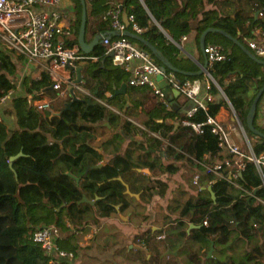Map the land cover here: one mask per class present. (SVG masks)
Wrapping results in <instances>:
<instances>
[{"label":"trees","instance_id":"1","mask_svg":"<svg viewBox=\"0 0 264 264\" xmlns=\"http://www.w3.org/2000/svg\"><path fill=\"white\" fill-rule=\"evenodd\" d=\"M217 1L221 0H85L86 33L90 34L92 40L99 33L113 32L108 12L118 9L123 21L122 11L125 9L127 15H133L134 21L144 29L141 36L159 49L175 67H178V48L173 43L166 44V39L152 19L174 41L192 32L196 33L198 39L204 30L216 28L225 31L248 49L244 38H253L255 28L264 31V0H249L232 16L222 15L215 8ZM71 2L74 18L68 22L71 36L64 38L67 45L77 44L81 19L80 1ZM201 5L204 8L197 11ZM182 18L188 19L177 23ZM129 39L149 51L142 43ZM206 44L220 46L225 55L226 59L216 63L209 72L247 129L246 116L250 105L264 84V65L252 60L239 45L219 33H208ZM9 51L0 46V105L1 99L9 91L14 92L9 98V106L0 114V264H47L45 250L32 240V233L48 226L59 230L56 241L59 248L77 252L81 247L74 230L83 228L86 231L90 220L97 223V218L110 217L116 213V206L119 212H123L131 205V199H135L131 193L139 194L141 200L147 202L155 193L160 196L165 193L167 180L162 181V175H174L179 167H187L193 172L203 171L193 159L203 161L204 155H207L209 160L205 162L211 163L227 156L208 127L202 134H196L189 127L180 125V121L187 117L174 110L169 102L167 106L157 104L143 123L147 129L167 140L169 145H165L160 140L148 137L140 127L97 101L109 105L114 103L121 113L129 117L125 96H113L114 91L127 82L128 74L112 65L102 44L97 45L90 54L97 57V61H90L86 69L92 80L87 87L90 93L96 91V99L78 95L79 100L72 102L70 107L61 105L56 109L61 115L51 118L48 112H37L28 101L29 95L50 85L46 72L36 67L31 69L32 72L40 71L37 76H32L26 70L22 78L23 92L16 94L14 78L19 76L21 66L17 65ZM21 58L18 56L17 60ZM153 58L161 64L156 57ZM174 74L178 78L182 76ZM192 78L197 77L186 79ZM128 88L135 90L138 87ZM210 92L214 100L209 103L208 113L216 115L225 100L217 101L216 87L212 86ZM87 99H91L90 104ZM263 100L264 92L257 103L256 113ZM107 117L110 126L121 131L114 132L99 147L106 150L111 145L112 150L119 151V154L104 166L90 169L89 166L102 160V154L94 148L93 142L97 126L105 123ZM6 118L11 120L10 126ZM205 118L206 112L198 109L188 119L201 122ZM255 118L254 127L264 133V129L256 126ZM139 136L143 143L129 141ZM247 138L253 142L252 149L256 155L264 152V139L256 135H253V140ZM260 140L262 143H258ZM133 144L135 148H131ZM20 151L23 154L10 161V157ZM176 162L180 163L179 167L175 165ZM133 168L148 169L153 177L149 179L146 174ZM69 174L78 177L79 181L76 182ZM212 177L201 172L199 184L193 186L199 190L196 195L189 193L185 185H180L174 191L173 204L167 207L175 217L165 215L159 231L147 228L134 235L133 243L145 248L153 247L159 257L166 249V240H157L158 232H165L169 241L174 238L206 245L212 242L218 253L229 243L235 245L242 241L246 248L248 246L242 259L235 261L231 256L212 257L208 262L264 264V204L259 201H264V189L255 167L248 164L237 178L241 188L255 197L222 179H216L211 184L212 197L207 188L200 189L206 187ZM156 187H159L158 191L152 190ZM83 196L89 200L97 199L92 205L80 202ZM205 219L207 226L203 225ZM189 224L195 227L187 231ZM228 259L230 261L227 263ZM197 261L201 264L199 259ZM166 264L177 262L168 259Z\"/></svg>","mask_w":264,"mask_h":264},{"label":"built area","instance_id":"2","mask_svg":"<svg viewBox=\"0 0 264 264\" xmlns=\"http://www.w3.org/2000/svg\"><path fill=\"white\" fill-rule=\"evenodd\" d=\"M63 2L64 0H0V46L23 57L27 65L41 67L50 80V85L47 88H42L28 96L31 106L41 114L56 111L58 106L62 105L63 100L72 96L73 93L93 98L88 90H85L80 83L75 82L74 72L81 62H95L98 58L85 54L78 43L71 45L65 43L64 38L71 36V27L68 24L70 20L68 10L60 8ZM35 8L49 9L35 12ZM108 15L112 19L113 32H117L119 35L111 34L104 38L101 44L105 47L106 54H112L110 56L112 65L123 69L128 74L127 85L150 89L160 103L167 106L168 100L159 86L157 77L165 79L172 90H177L179 94L194 103L187 110L185 114L187 118L182 119L180 125L189 127L196 134H202L208 127L210 132L216 136L218 146L226 153L227 156L223 160L211 163L205 162V160H209L207 155H204L203 161L192 158L196 164L203 168L202 173L213 176L207 181V185L210 187L216 179H222L228 181L234 188L243 190L237 183V178L241 176L248 164H252L261 179V187L264 189V152L256 155L247 136L241 130L247 148L244 151V147L233 141L231 126L229 127L216 115L208 113L209 103L214 100V95L210 92L211 87L215 86L220 91L209 70L216 63L226 59L221 47L215 44H205L203 53L207 61L205 72L207 78L204 83L198 78L179 81L173 71L156 63L149 51L138 47L129 37L122 35V32L128 30L129 26L134 34L141 35L144 31L134 21L133 15H127L128 27L120 20L118 9L110 10ZM253 33L255 35L253 38L246 39L248 49L256 57L262 58L264 57V31L255 28ZM162 34L166 39V44L173 43L164 30ZM13 93V91H9L1 99V102L9 99ZM223 99L228 103L224 94ZM96 100L104 104V102ZM198 109L206 112L205 120L201 122L189 120L188 118L192 117ZM139 127L148 137L169 145L168 141L164 140L157 132L151 131L143 125H139ZM200 176L201 174L194 175L193 184L195 186L199 184ZM245 192L251 197H255L251 192ZM259 201L264 204V201ZM203 225H208L207 219L203 221ZM59 235V230L54 226L42 227L32 233V240L45 250L47 264H58L70 261L75 257L72 251L58 247L56 241ZM164 237V232L157 236L158 239Z\"/></svg>","mask_w":264,"mask_h":264},{"label":"crops","instance_id":"3","mask_svg":"<svg viewBox=\"0 0 264 264\" xmlns=\"http://www.w3.org/2000/svg\"><path fill=\"white\" fill-rule=\"evenodd\" d=\"M248 1L249 0H221V1H217L215 3V8L222 15H231L232 16L234 11H238L239 9L244 7L243 5H245V3L248 2ZM234 3H236V6H233ZM60 8L68 10V14H69V19L70 20L74 18V11H73L72 3L69 4V3H66L64 1ZM203 8H204V6L201 5V6H199L197 8V11H200ZM41 9H49V8H35L34 11L38 12ZM187 19L188 18L179 19L177 21V23L180 24V23H182L183 21H185ZM128 30L132 32L131 29L128 28ZM164 31H165V33L168 36H170L166 30H164ZM183 37H185V39H183ZM170 38H171V36H170ZM85 39H86L87 42L92 41L90 39V34H88V33L85 34ZM199 39H200V37L198 39H196V33L195 32H192V33H189V34H187L185 36L180 37L178 39V41H174L172 39L173 44L178 48V54H177L176 59L178 61V67L177 68H179V70H182V71H185V72L196 73V72H199L200 70L203 69V64H204L206 59H205L204 53L200 49ZM246 39H248V38H244L245 41H246ZM87 65H88V62H81L76 68H78V67L81 68V71H80V80H81L80 84H81V86L85 90L89 91L87 85H90L92 80H91V78L89 77V75H88V73L86 71ZM37 75H38V73H37ZM74 75L77 78V72L76 71L74 72ZM188 77L189 76L182 75V76H179V78L177 77V79L179 81H182V80H185ZM195 77H197L198 79L202 80V82L204 83V80H206L207 75L205 73H203V74L195 76ZM128 87L129 86L127 85L126 92L124 94H121V95L125 96L126 107H127L126 110L129 113V117H127L126 115L121 113L114 103L112 105H109V104L105 105V103H104V105L109 110L115 112L116 114H119L124 119L129 120L134 125L139 127V125H143L144 121L148 118L147 114L151 111V109H153L154 107H157V104H159L160 101H159L158 98H156V97H154L152 95L151 90L148 89V88H145V87L139 88L138 87L135 90L134 89L133 90H129ZM218 87H219V85H218ZM172 91H173V97H172L171 101H168L170 106L174 110H178L179 114H184V112L190 106L189 105V100L187 98H185L183 95L176 94L174 92V90H172ZM202 92H205V91L202 90ZM218 92L219 91L217 89V93ZM91 94H92V97L94 98V95L96 94V91H94ZM78 95H83V94L77 93L76 96L79 97ZM71 99H72V96H68V98L63 100L62 105H64L67 102L71 101ZM216 116L218 118H220L221 120H223L229 127L231 126V128H232L231 129V134H232L233 141L236 142L241 147H243L242 144H243L244 139H243V137L241 135V132L239 130V127H238L237 123H235L233 121V111H232L231 107L229 106V104L226 101H225L224 104H222L220 106L219 110L216 113ZM256 116H257L256 119L258 120V123L260 125L264 126V100H263L262 104L260 105V107H259V109H258V111L256 113ZM107 121L109 123V119H107ZM156 121L157 122H162L161 119H156ZM168 122H170V121L168 120ZM103 127H105V128L107 127L106 128L107 130H106V132L104 131V132L97 133V139L99 140V143L97 145L94 144L95 147L96 148H101L103 153H107V154L116 153L118 155L119 151L112 150V146L111 145L106 147V150H104L102 147H99V145L101 143H103V142L108 140V135L109 136L112 135L114 132H117L116 130L118 129V128L114 129L113 127L110 126V124H109V127L108 126H103ZM117 133H120V132H117ZM129 141H137L139 144L143 143L142 139H141V141L140 140L138 141V140H136V138H131V139H129ZM124 147H126V146H124ZM135 147L136 146L134 144L131 146V148H135ZM150 151H153V150L150 149ZM99 153H101V152H99ZM120 153H121V151H120ZM177 163L178 162H176L175 165L179 167V164H177ZM133 170H135L136 172H140V173L142 172V173L146 174L148 177L151 176L148 169H147L148 172H145L144 171L145 169H140V168H133ZM178 173H179V169L176 171V173H174V175H176ZM186 184L189 186L188 182ZM202 187H204V186H202ZM202 187H200V189ZM208 187L209 186L206 185V187H204V188H208ZM130 195L131 196H133V195L136 196L135 193H131ZM129 207H131L132 209L128 211L127 216L131 214L133 216V218H135V217L138 218V219H139V217L141 218L142 214L139 215L140 212L135 210V207H133L132 204ZM120 213L121 212H119V207L116 206V213L115 214H120ZM110 218H112V217L103 218V219H110ZM124 221L127 222V223L122 222V224H127V225L131 224V222L127 221V217H126V220H124ZM136 225L143 226L144 229L142 231L146 230L147 228H151L152 231H159L162 228V223L158 227V226H155V225H150V223H148L146 220H144V221L141 220V221H139V224H134L133 226L130 225L131 231L126 232L124 234L125 238L128 240L126 242V250H125V252L127 251V249L128 250H135L136 252L141 250L142 252H139L138 254H136L134 256L131 255L130 257L127 258L128 261L137 260L138 262H140L142 264H166L168 259H173L174 261L177 262V264H186V262L183 261V259L181 258V255L179 253L186 246V244H187L186 241H181V242H179V245L176 246V242L175 241L178 242L177 239L172 238V240L169 241V239L167 240V235L163 239H158L157 236L162 233V232H158L157 236H156V239L157 240H166V249L158 257V255L155 253L153 247L145 248V247L137 245L136 243H133L134 235L137 234V233H140L139 231H137L138 226H136ZM189 226H190V224H189ZM189 226H188L187 231L190 229ZM191 228H194V227H191ZM87 229L85 231L83 228H79L76 231H74V233L76 232L75 235L77 237L79 246H81V242L79 241V237L81 235L84 234V236H89V237H90V235H92L91 232L88 233L89 231ZM164 234H165V232H164ZM183 242L185 243L184 246H183ZM117 245H118V247L117 246L115 247L116 250L114 251V253H117V255L119 253L123 254L122 252H124L125 246L123 244L121 245L120 243H118ZM174 246H176V247H174ZM210 246H211V242L208 245L203 244V246H201L196 251H193V250L188 251L185 254V260H188L190 263H187V264H199L197 259H199V262H201V264H210L208 262V260L211 259L212 257H215L214 256V252H215L214 245H213V251L211 252V254H208V250L210 249ZM192 253H196V254H192ZM112 261H114L113 258H112ZM229 261H230V259L227 260V263Z\"/></svg>","mask_w":264,"mask_h":264},{"label":"rangeland","instance_id":"4","mask_svg":"<svg viewBox=\"0 0 264 264\" xmlns=\"http://www.w3.org/2000/svg\"><path fill=\"white\" fill-rule=\"evenodd\" d=\"M66 3H72L71 0H64ZM137 44L138 47H140L138 45L137 42H135ZM10 54L13 56V58H15L17 65L21 66V71L19 76L15 77L14 80L16 82V94H22L23 92V88H22V78L24 76V72L30 71L29 74L32 76H36V74L40 71L39 70H35V73L32 72L36 67H39L37 65H27L26 60L22 57L20 59V61H18V55H16V53L14 51H9ZM21 57V56H20ZM262 60H264V57L260 58ZM26 67V69H25ZM40 68V67H39ZM174 92L176 94H179V92L177 90H174ZM9 106V99H7L6 101H4L1 105H0V114H2V112H4L5 108ZM257 118V116H256ZM255 118V123L256 126L259 128L264 129L263 125H260L258 123V120ZM7 123H9L10 126V122L11 120L6 118ZM239 127V126H238ZM107 128V127H106ZM105 127H100L97 126V131H96V137L94 139V144L97 145L99 143V140L97 139V133L99 132H106ZM244 128V127H243ZM248 129V128H247ZM244 128V131L246 133V136H248L251 140H253V134L249 129L247 130ZM239 130L241 132L242 135V131L241 128L239 127ZM117 132H120V128H118L116 130ZM252 134V135H251ZM112 136V135H110ZM108 135V139H110V137ZM243 136V135H242ZM141 136L136 137V140H140L141 141ZM143 140V139H142ZM243 147H244V151L247 150L246 148V143L245 141H243ZM177 164H180L179 162ZM201 170L199 171H195L193 172L192 170H190L187 167H180L179 168V173L176 175H162L160 178L162 181L167 180V188L165 193L160 196L158 194L155 193V195L153 196L152 199H149L147 202L144 200H141L140 195L136 194L135 199H131V203L133 207H135V210L139 211V215H141V218H133V216L130 214L127 216L128 211L131 210L132 208L129 207L126 210H124L123 212H121L120 214H112L110 217V219H103V218H97V223L93 224V221L90 220L89 221V225H87V230L89 231L88 233L91 232L92 235L89 236H84L81 235L79 237V241L81 242V249L77 250V252H73L75 257L74 259L70 260V261H63L60 262L58 264H142L140 262H138L137 260H131L128 261L127 258L130 257L131 255H136L139 252H142L141 250L139 251H135V250H128L125 252L126 250V242L128 241L124 234L126 232L131 231V226H133L134 224H139V221H144L146 220L148 223H150V225H155V226H160L163 220V217L167 214H170V210L167 208L169 205L173 204V199L175 198V194L174 191L180 186V185H184L188 182L189 187L192 188L193 190H197L194 184H193V177L195 174H201ZM152 178V176H151ZM150 179V177H149ZM156 185V184H155ZM159 187H156V189H152V190H156L158 191ZM172 217H175L174 214H170ZM127 217V221L131 222L130 225L127 224H122V222H125L124 220H126ZM145 217V219H143ZM141 219V220H140ZM127 223V222H125ZM149 225V226H150ZM138 226V225H136ZM118 228V229H117ZM144 229L143 226H138L137 231L142 232V230ZM77 229H75L74 231H76ZM119 230V231H118ZM122 230V231H121ZM128 230V231H127ZM76 233V232H75ZM166 236V234H165ZM171 239V238H170ZM176 242V246L179 245V242H181L178 239V242ZM118 243H120L121 245L123 244L125 246L124 248V252H122L123 254L119 253L117 255V253H114V251L116 250V246L118 247ZM181 244V243H180ZM185 245V243L183 242V246ZM174 246V247H176ZM201 246H203L202 243H197V242H187L186 246L179 252L181 255V258L183 259V261L187 263H190L188 260H185V254L190 251H196L198 250ZM130 247V246H129ZM223 251L221 253L218 252H214V256L217 258H225L226 256H231L233 257V259L235 261H238L240 259H242L245 256V250L248 249V246L246 248L245 243L240 241L235 245H232L229 243L228 246H224L222 247ZM112 258L114 259V261H112Z\"/></svg>","mask_w":264,"mask_h":264},{"label":"water","instance_id":"5","mask_svg":"<svg viewBox=\"0 0 264 264\" xmlns=\"http://www.w3.org/2000/svg\"><path fill=\"white\" fill-rule=\"evenodd\" d=\"M79 1H80V4H81V19H80V26H79V29H78L77 43H78L80 49L85 54L90 55L93 52L94 48L97 45H99V44L102 43V40L104 38L109 37L111 34L119 35V33H117V32H110V31L102 32V33H99V34L95 35L94 38L92 39V41L87 42L86 39H85L86 25H87V9H86V3H85V0H79ZM255 15L257 16L258 13L256 12ZM122 19H123V22L128 27L129 26V22L127 20V13H126L125 9L122 11ZM152 20L155 23V25L161 31H163L162 28L160 27V25L158 23H156V21L154 19H152ZM208 33H219V34L225 36L226 38L230 39L232 42H234L237 45H239L242 48V50L252 60H254L255 62H257V63H259L261 65H264V60L256 57L249 49H247L244 45L240 44V42L237 39L233 38L232 36H230L225 31L220 30V29H216V28H208V29L204 30L201 33L200 39H199V44H200V49H201L202 52H203L204 47H205V44H206L205 41H206V36H207ZM122 35H124L126 37H129V38H132V39L137 40L138 42L142 43L144 46H146L148 48V50L152 53V55L154 57H156L161 62L162 65H164L167 69H169V70H171V71H173L175 73H179V74L186 75V76H189V77H195V76L201 75V74H203V73L206 72V68H207V61L206 60H205V62L203 64V69L200 70L199 72H196V73H193V72H185V71L179 70V68L175 67L162 54V52L159 49H157L150 42H148L147 40H145L141 35L134 34V33H132L129 30H125L124 32H122ZM111 55L112 54H109V56H111ZM80 71H81V68L80 67L76 68V72H77V78L75 80L76 83H80V81H81L80 80ZM157 80L159 82L160 88L163 90V93H164L166 99L168 101H171V99L173 97V91L169 87L167 81L165 79H162L161 77H157ZM126 89H127V82L122 83L120 85V87L114 91L113 96L124 94L126 92ZM222 92H223V90L220 89V91L217 93V95H216L217 101L223 99L224 92H223V94H222ZM263 92H264V84L262 85V87L256 93V95H255V97H254V99H253V101H252V103L250 105V108H249V111L247 113V116H246V125H247V128L253 134H255L256 136H258V137H260L262 139H264V133L254 127V118H255V114H256L257 103H258V101H259V99H260V97H261V95H262ZM224 96H225V94H224ZM79 99L80 98L77 97L75 93H73L72 94L71 101L67 102L66 103V106L67 107H70V105L72 104V102L77 101ZM87 103L90 104L91 103V99H87ZM228 104H229V106L231 107V109L233 111V121L235 123H237V125L245 133L244 128H243V125H242L241 121L239 120L237 114L235 113V111H234V109H233V107H232V105L230 104L229 101H228ZM189 105H190L189 108L191 106H193L194 105L193 101L189 100ZM187 110L184 112V114H186ZM60 115H61V112H57V111H50L49 112V117L50 118L52 116H60ZM107 119H109V117H107ZM99 126L100 127H102V126H108L109 127V123L107 121V122H105V124L103 123V124H101ZM245 135H246V133H245ZM250 143H251V145L253 144V142H250ZM258 143H262V141L260 140ZM94 148L98 152H101L102 153V161H100L98 164L89 166L88 168H90V169L91 168H100V167L104 166L105 164H107L111 159H113V158H115L117 156L116 153H114V154H107V153H103L101 148H96V147H94ZM22 154H23L22 151H20L17 155L11 156L10 157V161H13L14 159H16L17 157L21 156ZM10 166H11V163H10ZM144 171L145 172H148L147 169H145ZM69 175L71 177H73L71 174H69ZM73 178L76 180V182L79 181V178L78 177H73ZM185 188H186V190L189 193H192L194 195L198 194V192H199V190H193L187 184H185ZM201 189L203 190L205 188L202 187ZM207 189L211 192V187H208ZM211 195H212V197H214L212 192H211ZM95 200H89L85 196H83L80 202H87V203H90V204L93 205ZM191 227H195V226L193 224H190L189 228H191ZM212 251H213V243L211 242V246H210V249L208 250V254H211Z\"/></svg>","mask_w":264,"mask_h":264}]
</instances>
